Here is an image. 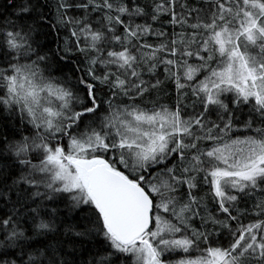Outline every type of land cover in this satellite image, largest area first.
<instances>
[{
    "label": "snow or ice",
    "instance_id": "6c2138e0",
    "mask_svg": "<svg viewBox=\"0 0 264 264\" xmlns=\"http://www.w3.org/2000/svg\"><path fill=\"white\" fill-rule=\"evenodd\" d=\"M0 264H264V0H0Z\"/></svg>",
    "mask_w": 264,
    "mask_h": 264
}]
</instances>
